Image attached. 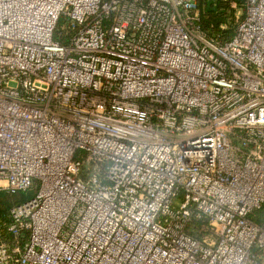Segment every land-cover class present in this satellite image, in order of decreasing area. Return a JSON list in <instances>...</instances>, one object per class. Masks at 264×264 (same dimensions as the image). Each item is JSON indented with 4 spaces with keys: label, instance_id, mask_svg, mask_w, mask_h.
Wrapping results in <instances>:
<instances>
[{
    "label": "built area",
    "instance_id": "obj_1",
    "mask_svg": "<svg viewBox=\"0 0 264 264\" xmlns=\"http://www.w3.org/2000/svg\"><path fill=\"white\" fill-rule=\"evenodd\" d=\"M27 192L0 264H264V0L225 42L199 0H0V196Z\"/></svg>",
    "mask_w": 264,
    "mask_h": 264
},
{
    "label": "trees",
    "instance_id": "obj_2",
    "mask_svg": "<svg viewBox=\"0 0 264 264\" xmlns=\"http://www.w3.org/2000/svg\"><path fill=\"white\" fill-rule=\"evenodd\" d=\"M240 8L245 7L246 0H235ZM224 0H199V8L202 19L203 30L211 37L217 38L220 42H225L233 38L235 34L234 11ZM69 29L57 32L56 39H63ZM7 210L0 208V222L6 218ZM200 227V224H197Z\"/></svg>",
    "mask_w": 264,
    "mask_h": 264
},
{
    "label": "rangeland",
    "instance_id": "obj_3",
    "mask_svg": "<svg viewBox=\"0 0 264 264\" xmlns=\"http://www.w3.org/2000/svg\"><path fill=\"white\" fill-rule=\"evenodd\" d=\"M226 1V3H229L228 5L231 6V9L234 11V22H233V26L236 29L239 22L243 19L244 14H245V7L240 8L238 3L235 0H224ZM68 25L66 24V22L62 19L58 25V33L61 31H64V29H66ZM57 35V33H56ZM35 196V194L33 192H27V193H21L15 196H9L6 194H2L0 196V208L3 210H7L6 213V218H4V220H2L3 222L8 223V217H9V211L12 207L22 204L26 201H28L29 199L33 198ZM201 225V224H200Z\"/></svg>",
    "mask_w": 264,
    "mask_h": 264
}]
</instances>
